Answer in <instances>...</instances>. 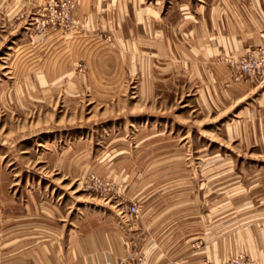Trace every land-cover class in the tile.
Masks as SVG:
<instances>
[{
  "label": "rangeland",
  "instance_id": "1",
  "mask_svg": "<svg viewBox=\"0 0 264 264\" xmlns=\"http://www.w3.org/2000/svg\"><path fill=\"white\" fill-rule=\"evenodd\" d=\"M228 5L264 0H0V264L117 217L112 264H264L255 95L212 102L189 54Z\"/></svg>",
  "mask_w": 264,
  "mask_h": 264
},
{
  "label": "crops",
  "instance_id": "2",
  "mask_svg": "<svg viewBox=\"0 0 264 264\" xmlns=\"http://www.w3.org/2000/svg\"><path fill=\"white\" fill-rule=\"evenodd\" d=\"M247 9L248 16L255 15L254 23L246 16L235 17L230 5L218 10L212 9L213 14L216 11L218 14L222 12L220 17L215 15L214 20L211 18L213 35L209 41H199L193 47L195 51L192 50L189 54L194 55L200 65L195 77L196 89L205 96L212 97V102L221 96H227L231 100H241L247 97L253 98L255 95L250 104L245 105V109L250 112H257L253 114L255 119L250 121L246 119L244 126L251 129V135L256 137V140L251 141V145L258 147L255 152L257 155L253 158L262 159L264 158V78L245 77L233 80L229 65L209 66L207 62L212 55L242 54L252 43L260 41L258 32L264 29V7L256 8L252 12L249 5ZM245 10L246 8L243 9ZM226 83L228 85H225ZM118 223H120L119 228ZM121 226V219L117 217L114 221L79 228L78 233L76 228H71L63 238L61 232L52 229L49 236L48 233L43 232L41 243L37 237L34 252H27L26 255L35 256V264H112L113 259L124 255L127 250L125 247L127 241Z\"/></svg>",
  "mask_w": 264,
  "mask_h": 264
},
{
  "label": "built area",
  "instance_id": "3",
  "mask_svg": "<svg viewBox=\"0 0 264 264\" xmlns=\"http://www.w3.org/2000/svg\"><path fill=\"white\" fill-rule=\"evenodd\" d=\"M262 41L250 46L242 54L232 55L228 58L233 80L245 77L264 78V31L261 33ZM131 213H136L138 207L131 204L128 207Z\"/></svg>",
  "mask_w": 264,
  "mask_h": 264
}]
</instances>
